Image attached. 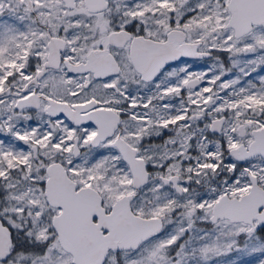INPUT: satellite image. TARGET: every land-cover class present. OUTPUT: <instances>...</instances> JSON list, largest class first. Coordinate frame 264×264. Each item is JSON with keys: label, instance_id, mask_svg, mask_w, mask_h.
Segmentation results:
<instances>
[{"label": "snow or ice", "instance_id": "obj_1", "mask_svg": "<svg viewBox=\"0 0 264 264\" xmlns=\"http://www.w3.org/2000/svg\"><path fill=\"white\" fill-rule=\"evenodd\" d=\"M0 264H264V0H0Z\"/></svg>", "mask_w": 264, "mask_h": 264}]
</instances>
